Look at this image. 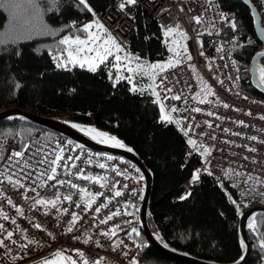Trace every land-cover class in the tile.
I'll use <instances>...</instances> for the list:
<instances>
[{"label": "trees", "instance_id": "1", "mask_svg": "<svg viewBox=\"0 0 264 264\" xmlns=\"http://www.w3.org/2000/svg\"><path fill=\"white\" fill-rule=\"evenodd\" d=\"M113 0H87L92 12L75 4V0H35L32 27L21 32L19 21L27 0H3L0 6V111L21 108L40 115L60 119L65 114L74 120L93 121L97 126L115 133L143 160L153 175L149 204V225L153 234L165 245L197 258L220 263H232L243 254L238 228L229 230L231 221H238L244 209L261 203L239 201L246 197L238 186L218 180L208 172L202 175L200 186L185 192L183 184L203 163L196 153L186 162L189 144L175 123L159 122L156 96L143 79L136 81L137 91L126 79L115 82L108 66L95 72L73 67L70 71L56 67L52 59L63 47L59 41L93 21ZM259 11L263 0H251ZM223 9L231 11L237 27L236 58L242 74L243 90L251 96H261L251 85L250 65L263 46L259 42L254 18L241 0H219ZM57 29L50 33L44 29ZM160 25L138 15V27L129 45L132 53L143 60L165 59L168 55ZM15 39V43H13ZM111 77V78H110ZM48 137L58 133L34 124L21 116L0 120V154H6L9 144H26L38 132ZM2 160H0L1 163ZM66 188H52L64 192ZM187 196L186 199H181ZM54 198V197H52ZM235 201V203H233ZM242 207V209H240ZM253 225H264V214H258ZM127 232L141 246L137 264H186L152 246L138 220ZM253 253L246 264H264V232L249 228Z\"/></svg>", "mask_w": 264, "mask_h": 264}, {"label": "built area", "instance_id": "2", "mask_svg": "<svg viewBox=\"0 0 264 264\" xmlns=\"http://www.w3.org/2000/svg\"><path fill=\"white\" fill-rule=\"evenodd\" d=\"M121 3L124 0H113L98 15V19L128 53L132 51L129 42L137 30L138 15L144 16L148 23L156 21L160 27L180 24L189 34L192 59L160 72L153 85L155 91L160 93L166 110L169 106L178 108L172 114L174 119L181 120L178 128L191 127L186 138L195 139L198 145H203L200 150L191 145L187 149L186 162L198 153L203 163L197 169L200 171L199 180L193 182L192 176L184 182L185 192L200 186L203 173L211 172L218 180L238 186L252 200L260 196L259 205H264V184L249 191L252 182H246L243 175H236L237 172L247 173L264 180V119L261 118L264 117V97L251 96L243 90L242 74L235 53L238 37L230 27V22L234 20L232 12L223 9L219 0H137L134 5L125 4L123 9L120 8ZM223 14L228 16L229 22L222 19ZM260 14L264 26V8ZM192 16H202L205 23L196 25L190 20ZM161 76L165 78L163 84L155 87L161 84ZM202 83L215 92V96L207 97L213 103L200 104L191 99L201 90ZM169 87L172 91L167 93L165 89ZM177 94L181 95L182 100L165 98ZM184 97H188L186 105L182 103ZM224 104L229 107H224ZM193 107H199L202 111H191ZM209 112L213 115H208ZM240 121L244 123L240 124ZM24 145L29 149L26 157L37 149L41 154L55 153L63 157L61 164L74 163L85 175L100 177V180L80 179L76 168L70 169V175L58 168L57 179L71 180L78 188L62 186L66 191L59 193L61 200L56 208L34 205L35 194L28 190L27 184L25 188L18 189L7 182L0 183V208L9 216L7 221L0 216V224L13 231L12 240L16 241H8L6 233L0 232V238H4L9 245L7 252L0 246V260L17 257L23 263H30L66 248L83 252L89 264L93 261H100V264H137L141 246L126 228L139 221L138 208L146 186L138 166L124 157L84 147L64 135L48 137L44 131H38ZM16 150H21V146H7L0 171L5 169L10 153ZM69 156L73 158L72 161H68ZM100 164L105 167L100 168ZM55 183L56 180L48 181L46 188L38 189L41 197L44 198ZM81 187L91 193H102L97 196L91 209L86 207L88 197L79 192ZM117 191L121 192L120 196L115 195ZM24 194L28 199L24 198ZM67 194H72L71 202L62 199ZM5 197H10L13 204L22 209L23 215L8 205ZM76 204H80V207L77 208ZM101 204L107 207H102L96 213L95 208ZM64 209H67V213ZM117 211L120 214L114 215L107 224L100 223L101 219ZM73 212L78 214L74 225L71 223ZM13 219L16 220L15 225L11 223ZM36 224H40L41 228L37 229ZM228 226L229 230H234L238 222L231 221ZM69 227L73 229L71 232L68 231ZM113 228L116 229L114 237L102 235ZM85 240L88 243H84ZM20 245L26 247L21 248Z\"/></svg>", "mask_w": 264, "mask_h": 264}, {"label": "snow or ice", "instance_id": "3", "mask_svg": "<svg viewBox=\"0 0 264 264\" xmlns=\"http://www.w3.org/2000/svg\"><path fill=\"white\" fill-rule=\"evenodd\" d=\"M52 4H57L58 0H50ZM137 0H124V3H121L120 8L123 9L125 4L127 5H134L136 4ZM3 0H0V6H2ZM27 3L31 6L29 8L24 9V13L22 19L19 21V29L21 32L28 31L32 27V8L37 7L35 0H27ZM75 4L83 6L89 12H92V8L89 7L87 0H75ZM13 6L21 7V3L18 0H13ZM222 19L225 22H229V18L226 14L222 15ZM190 20L194 22L196 25H201L205 23L202 16H192ZM45 30H48L50 33H54L57 29H48L46 25L43 26ZM98 29H103L105 36L102 37L99 31H94L93 23L84 24L82 28H78L77 31L79 34L72 33L70 35H65L60 41L59 44L63 46L59 51V55H54L52 59L56 61V67L70 71L73 67L79 68H87V70L95 72L100 64H105L108 59L111 57L115 63L112 64V67H115L119 72L121 70V63H124V67L127 72L129 73H140L145 74L149 73V79L152 80L154 83L157 79V76L160 72L167 70L168 68L173 67L174 65H179L182 60L187 59L191 60V55L187 52V47L185 44L182 43L183 40L187 39L186 33L182 30V26L180 24L177 25H169L167 27L161 26L164 28L163 35L165 38L173 37L171 40V44L169 45V41L165 39V44L169 45L167 50L173 53V57L169 59L166 63H158L152 62L145 64L141 61L140 57L131 55L125 51V48L115 40V38L111 37L108 33V30L102 25L99 24L96 26ZM230 27L235 29L237 27L236 22L232 20L230 22ZM264 32V29L261 30ZM3 41H0L2 43ZM15 43V39L12 41ZM203 55V53H201ZM261 55H264L262 53ZM133 61H136V66L132 67L129 66L132 64ZM259 71V79L261 84H264V67H260ZM111 78V77H110ZM121 77L117 76L115 78V82L119 83ZM129 82H132V77H127ZM164 77H160L161 84L155 85V87H160L163 84ZM149 88L152 89V95L156 96L155 103L159 105L160 116L159 122L165 123H175L177 126L181 125V120L174 119L173 113L178 111L176 106H169L166 110L164 103L160 99V93L155 91L153 85H149ZM133 91H137L136 87L133 86ZM167 93H170L172 89L169 87L165 89ZM215 96V92L208 86L207 84L201 88L200 91L196 92L191 99L194 101H198L200 104L205 103H213V101L207 99L208 96ZM166 99L170 98L172 100L180 101L182 97L180 94L173 95L171 97H165ZM218 99V98H217ZM182 103L185 105L188 103V97H184ZM224 107H229V105L224 104ZM187 110V109H185ZM191 111L194 112H201V108L193 107ZM208 115H213V113L209 112ZM264 119V117H261ZM243 124V121L239 122ZM75 126V125H74ZM184 132L185 136H188L189 132L192 130L189 126L187 129L181 128ZM90 131L95 132L97 136L102 138H107L113 140L115 145L118 147H124L123 143L117 140L115 137L108 136V134L103 132H96L95 129H90ZM238 135V133H237ZM251 139L255 140L256 137H252ZM187 143L191 145L194 149L200 150L203 147L202 144L198 145L195 139L189 138ZM29 151L28 146L22 144L21 150L12 151L8 157L7 164L5 165V169L0 171V183L7 182L8 184L13 185L15 188H25V185H29V191L35 194L34 198V205L36 206H43V207H51L56 208L57 203L61 200V196L58 192H53L52 197L50 198H43L41 197L40 192L38 189H44L48 186L47 182L56 180L55 184H52V188H57V186H69L72 189H77L78 185L73 183L71 180H64V179H57L58 176V168L64 170L65 174L70 175V169L76 168V172L78 177L83 180H94L99 181L100 177H91L85 175L79 167H77L74 163L64 162L61 164L63 159L62 156L56 155L55 153L51 154H41L39 149L36 152L31 153L30 156L26 157V153ZM128 151H132V149H128ZM250 151H255V149H250ZM207 152V149H205ZM4 157L0 154V160H3ZM72 157H68V161H72ZM111 159V157H109ZM247 159V157H245ZM100 168H104V164L99 165ZM211 175V172H208ZM236 175H243L245 181H251L252 187L249 191L254 190L257 185L264 184V180H261L257 176H253L247 173H239L237 172ZM15 176V179H14ZM200 178V171L197 170L193 177L192 181L195 182ZM23 181V182H22ZM79 192L88 197L86 201V207L91 209L92 204L95 202L98 195H102V193H91L86 188H79ZM116 196H120L121 192L117 191L115 193ZM190 195V193H188ZM24 198L28 199L27 195L24 194ZM187 196H182L181 199H186ZM7 200V204L11 205L13 208H16V211L23 215V211L21 208L16 207L13 204V201L10 197H5ZM63 200L65 201H72V194L64 195ZM235 203V201H233ZM77 208L80 207V204L75 205ZM102 207H107L106 204H101L95 208V212L99 213ZM67 213V209L63 210ZM120 213L117 211L111 215L106 216L104 219L100 220L101 224H107L109 220L113 219L114 215H119ZM0 216H2L3 220H9V216L7 213L3 212V209L0 208ZM78 219V214L73 212L71 223L74 225ZM255 220V217H252ZM12 224H16V220L13 219L11 221ZM35 227L37 229L41 228L40 224H36ZM117 228L119 225L116 226ZM254 232H264V225L260 227H256L252 224L248 225ZM73 229L72 227L68 228V231L71 232ZM0 232L6 233V238L8 241L12 243H16V241L12 240L13 231H9L5 229L3 224H0ZM102 235L107 236L109 238L114 237L116 235V229L113 228L108 232L102 233ZM27 238V237H26ZM84 243H88V240H85ZM243 243V241H241ZM0 246H3L6 252L9 249V245L6 244L4 238H0ZM264 246V245H262ZM21 248H25L26 245H20ZM67 250H58L53 253L51 258L46 257L42 264H79V261L76 257H79L82 261V264H89V260L84 258V253L80 252L79 250H75V256L66 254ZM92 264H100V261H93Z\"/></svg>", "mask_w": 264, "mask_h": 264}, {"label": "water", "instance_id": "4", "mask_svg": "<svg viewBox=\"0 0 264 264\" xmlns=\"http://www.w3.org/2000/svg\"><path fill=\"white\" fill-rule=\"evenodd\" d=\"M241 1L249 8L254 18V27H255L256 36L259 42L263 46V49L253 57L251 61L249 73H250L251 85L260 95L264 96V84H261L260 82L259 71H258L260 67H264L263 64L264 55H261L262 53H264V32L261 31L262 29H264L262 24V17L258 8L251 0H241ZM12 116H21L25 119L30 120L34 124L40 125L58 134L64 135L72 139L76 143L83 145L84 147L99 152L118 155L136 164L140 169L141 173L143 174L146 183L145 190L141 198L140 206L138 208V219L143 233L148 238L150 244L154 246L156 249L186 264H246L250 259L253 250L248 232L249 221L252 219L253 216H256L258 214H264V205H257L250 207L242 211V213L239 215L238 231L245 246V249L242 256L237 261L232 263H220L216 261H209V260H203L197 258L195 256L183 253L179 250H176L174 248L165 245L151 231L148 215H149L150 198L153 189V175L151 171L148 169V167L145 165L143 160L137 155V153H135L133 150L128 151L129 148L127 147H118L114 145L99 143L89 138L88 136L84 135L73 126L53 117L40 115L17 107L8 108L0 111V120Z\"/></svg>", "mask_w": 264, "mask_h": 264}, {"label": "rangeland", "instance_id": "5", "mask_svg": "<svg viewBox=\"0 0 264 264\" xmlns=\"http://www.w3.org/2000/svg\"><path fill=\"white\" fill-rule=\"evenodd\" d=\"M88 23H93L94 25V28L93 30L94 31H99L101 36L104 37L105 34H104V31L103 29H98L96 26L99 25V24H102V22L98 19V17L96 16L95 19L93 21H90ZM87 24V23H86ZM103 25V24H102ZM105 28L106 26L103 25ZM107 29V28H106ZM108 30V29H107ZM182 30L186 33V36H187V39L186 40H183L182 43L186 45L187 47V52L190 53L191 51V46H190V38H189V34L187 32V30L182 26ZM108 33L110 34L109 30H108ZM112 37V36H111ZM165 39H167L169 41V45L171 44V40L173 39V37H167L165 38L164 35H163V40L165 41ZM169 45H166L167 48ZM168 51V50H167ZM128 53V52H127ZM60 53H57L56 55H59ZM131 55H134L132 53V51L129 53ZM173 53L169 52L168 51V55L165 59H157V60H143L141 59L142 62H144L145 64H148V63H152V62H158V63H166L169 61L170 58L173 57ZM134 56H137V55H134ZM186 60V59H184ZM182 60V61H184ZM56 62V61H55ZM115 61L110 57L108 59V61L105 63V64H100V66L102 65H106L108 66L110 72L112 74H116L117 76H120L121 79H127V77L131 76L132 77V86H137L136 85V81H138L139 79H143L145 80V82L148 84V85H154V82L152 80L149 79V73H145V74H140V73H136V72H133V73H129L126 71L125 67H124V63L122 62L121 63V70L118 72L117 69L115 67H112V64H114ZM136 61H133L131 65L129 66H132V67H135L136 66ZM263 64H264V61H263ZM98 67V68H99ZM97 68V69H98ZM129 81V80H128ZM201 81V79H200ZM202 87H204V83H202ZM58 120H61L71 126H73L74 128H76L78 131H80L81 133H83L84 135L88 136L89 138L99 142V143H102V144H107V145H115V142L113 140H110V139H107V138H102L100 136H97L95 132H92L90 131V129H95L96 132H103V133H106L108 134V136H111V137H115L117 140L121 141V139H119L117 137V135L109 130H107L106 128H103V127H100V126H97L93 121H89V122H84V121H78V120H74L72 119V117H70L69 115L65 114L63 117H61L60 119ZM75 125V126H74ZM123 143V142H122ZM124 145V143H123ZM248 201V202H247ZM249 201L251 202L250 204L254 203V200H249V199H245V198H242L239 202L240 203H244V202H247L249 204ZM252 207V206H251ZM240 209H242V207H240ZM249 224H252L253 225V221L252 219L250 220Z\"/></svg>", "mask_w": 264, "mask_h": 264}, {"label": "crops", "instance_id": "6", "mask_svg": "<svg viewBox=\"0 0 264 264\" xmlns=\"http://www.w3.org/2000/svg\"><path fill=\"white\" fill-rule=\"evenodd\" d=\"M189 54L191 55V51H190ZM186 60H187V59H186ZM184 61H185V60H184ZM60 250H67V251H66V254H70V255L75 256V251H73V250H71V249L63 248V249H60ZM52 255H53V253L50 254V255H48V256H46V257L51 258ZM46 257H43V258H41V259H39V260H36V261H34V262H30V263H23V260H22L21 258L11 257V258H8V259H6V260H4V261L0 260V264H42V262L44 261V259H45ZM76 258L78 259L79 264H82V261L80 260V258H79V257H76Z\"/></svg>", "mask_w": 264, "mask_h": 264}]
</instances>
